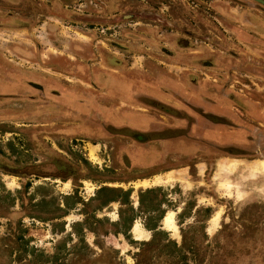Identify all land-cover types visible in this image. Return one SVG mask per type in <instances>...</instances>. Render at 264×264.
Here are the masks:
<instances>
[{
	"label": "rangeland",
	"instance_id": "rangeland-1",
	"mask_svg": "<svg viewBox=\"0 0 264 264\" xmlns=\"http://www.w3.org/2000/svg\"><path fill=\"white\" fill-rule=\"evenodd\" d=\"M255 110L259 0H0V264H264Z\"/></svg>",
	"mask_w": 264,
	"mask_h": 264
},
{
	"label": "crops",
	"instance_id": "crops-1",
	"mask_svg": "<svg viewBox=\"0 0 264 264\" xmlns=\"http://www.w3.org/2000/svg\"><path fill=\"white\" fill-rule=\"evenodd\" d=\"M254 106L256 107V105ZM216 111H218V109H216ZM254 112L257 113L255 118L257 119V122L261 124V126L256 125L255 128L252 130L253 132L250 129L246 128L244 125L240 127H242L243 129L241 130L245 132L253 133V137L251 139L246 138V136L244 137L245 142L243 141V144H258L260 146V144H264V117L263 113H259V110H255ZM113 118L115 120H119V118L117 117ZM144 120V118L140 117V122ZM236 133H238V127L218 123L215 128L211 130L207 129L204 132L206 138L205 142H207V140H210L212 143L215 142L217 144H235L238 143V135H235ZM214 134L217 135L216 139L213 138ZM229 136H233V139H231V141L229 139Z\"/></svg>",
	"mask_w": 264,
	"mask_h": 264
},
{
	"label": "bare ground",
	"instance_id": "bare-ground-1",
	"mask_svg": "<svg viewBox=\"0 0 264 264\" xmlns=\"http://www.w3.org/2000/svg\"><path fill=\"white\" fill-rule=\"evenodd\" d=\"M93 153V151L91 150V154ZM229 161H231V160H227L226 162H221L220 164H221V166L223 167V168H225V169H227L228 170V168H229V166L231 165V162H229ZM236 162V161H235ZM234 162V163H235ZM263 166V165H262ZM235 167V165L233 164L232 165V168H234ZM260 167H261V162H260ZM231 168V169H232ZM144 181H147V180H144ZM144 181H142L141 182V185L142 186H146V185H149V184H153V181L152 182H144ZM156 181V180H155ZM140 184V183H139ZM211 222H213V221H211ZM163 223L166 225V227H168V228H171V229H173L174 230V225H175V223H174V219H173V213L172 212H169V213H167L166 215H165V217L163 218ZM139 227L137 226V225H135L134 226V231H135V234L137 235V236H139V235H141L142 234V231L141 230H139L138 229Z\"/></svg>",
	"mask_w": 264,
	"mask_h": 264
},
{
	"label": "trees",
	"instance_id": "trees-1",
	"mask_svg": "<svg viewBox=\"0 0 264 264\" xmlns=\"http://www.w3.org/2000/svg\"><path fill=\"white\" fill-rule=\"evenodd\" d=\"M99 189L101 190V189H103V187H100ZM115 190H119V188H116ZM119 191H121V190H119Z\"/></svg>",
	"mask_w": 264,
	"mask_h": 264
},
{
	"label": "water",
	"instance_id": "water-1",
	"mask_svg": "<svg viewBox=\"0 0 264 264\" xmlns=\"http://www.w3.org/2000/svg\"><path fill=\"white\" fill-rule=\"evenodd\" d=\"M260 2H262L264 4V0H259Z\"/></svg>",
	"mask_w": 264,
	"mask_h": 264
}]
</instances>
